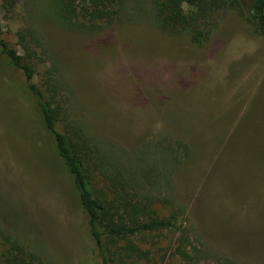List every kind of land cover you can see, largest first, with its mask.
<instances>
[{
  "label": "rangeland",
  "instance_id": "1",
  "mask_svg": "<svg viewBox=\"0 0 264 264\" xmlns=\"http://www.w3.org/2000/svg\"><path fill=\"white\" fill-rule=\"evenodd\" d=\"M144 10L83 33L53 17L51 0H0L3 38L13 48L24 55L29 32L45 43L48 56L32 62L36 83L48 98L57 86L69 126L129 152L144 141L192 145L171 198L156 204L175 227L133 237L137 258L121 241L118 262L264 264V37L229 11L199 48L186 35L161 33ZM9 237L46 264H102L26 77L0 58V264ZM181 242L190 259L178 253Z\"/></svg>",
  "mask_w": 264,
  "mask_h": 264
},
{
  "label": "trees",
  "instance_id": "2",
  "mask_svg": "<svg viewBox=\"0 0 264 264\" xmlns=\"http://www.w3.org/2000/svg\"><path fill=\"white\" fill-rule=\"evenodd\" d=\"M248 3L241 0H51V11L64 28L95 33L126 16H135L138 8L146 9L161 33L173 37L186 35L196 47L202 48L213 39L229 11L244 16L253 31L264 37V0ZM21 45L24 55L3 38L0 20V58H5L9 66L22 71L26 77L43 123L54 137L58 155L73 177L81 212L86 216V228L99 249L101 263L124 261V257H119L118 262L113 253L121 241H125L129 257L137 258L142 252L133 237L175 227L174 217H160L156 204L171 198L168 190L173 189L172 182L182 162L192 157V145L179 139L144 141L133 152L113 144L101 146L83 127L69 126L65 109L56 101L57 86H49L48 91L54 95L48 98L36 83L32 62H43L42 57L48 56L45 43L29 32L21 39ZM97 177L103 182L99 190L94 183ZM7 242L4 264H46L19 241L9 237ZM177 251L190 259L183 242ZM227 264L236 263L229 259Z\"/></svg>",
  "mask_w": 264,
  "mask_h": 264
}]
</instances>
